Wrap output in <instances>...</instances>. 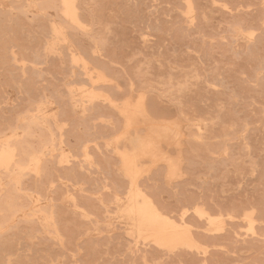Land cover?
Here are the masks:
<instances>
[{
	"label": "rangeland",
	"instance_id": "374dc122",
	"mask_svg": "<svg viewBox=\"0 0 264 264\" xmlns=\"http://www.w3.org/2000/svg\"><path fill=\"white\" fill-rule=\"evenodd\" d=\"M44 1L0 0V264H264V0Z\"/></svg>",
	"mask_w": 264,
	"mask_h": 264
},
{
	"label": "bare ground",
	"instance_id": "6f19581e",
	"mask_svg": "<svg viewBox=\"0 0 264 264\" xmlns=\"http://www.w3.org/2000/svg\"><path fill=\"white\" fill-rule=\"evenodd\" d=\"M43 1H44V0H43ZM49 1H50V0H48V2H49ZM54 1H55V0H54ZM57 1H58V4H59V0H57ZM78 1H79V0H78ZM101 1H102V0H101ZM39 2H40V1H39ZM44 2H45V1H44ZM44 2H43V3H44ZM46 2H47V1H46ZM46 2H45V3H46ZM51 3H52V2H51ZM77 3H78V2H77ZM82 3H83V2H82ZM82 3H81V4H82ZM85 3H86V2H85ZM48 4H49V3H48ZM48 4H45V5H48ZM83 5H84V4H83ZM86 5H87V4H86ZM40 6H41V3H40ZM42 6H43V8H44V5H42ZM48 6H49V5H48ZM48 6H47V7H48ZM51 6H52V5H51ZM56 6H57V4H56ZM59 6H60V4H59ZM52 7L55 8V4H54V6H52ZM48 8H49V7H48ZM57 8H58V7H56L55 9H56L57 12H58V9H57ZM59 8H61V7H59ZM77 8H78V7H77ZM84 8H85V6H84ZM84 8H83V9H84ZM44 9H45V8H44ZM46 9H47V8H46ZM81 9H82V7H81ZM90 10H91V9H90ZM87 11H88V10H87ZM92 11H93V10H92ZM82 12H83V14H84V13H85V10L82 11ZM82 12H81V13H82ZM77 13H79V12H77ZM89 13H90V12H89ZM85 15H86V14H85ZM90 15H91V13H90ZM77 16H78V15H77ZM59 17H61V16H59ZM79 18H80V17H79ZM79 18H78V19H79ZM62 19H63V18H62ZM87 19H88V18H87ZM90 19H92V17H91ZM64 20H66V19H64ZM79 20H80V19H79ZM80 21L84 22L83 19L80 20ZM85 21H86V23H87V20H86V19H85ZM88 21H89V20H88ZM92 21H93V20H92ZM90 22H91V20H90ZM88 23H89V22H88ZM71 25H72V24H71ZM91 25H92V24H91ZM72 26H73V27H72ZM72 26H71V27H72V28H71V31H72V29H75V28H74V25H72ZM90 28H92V26H91ZM79 30H80V29H79ZM83 30H84V29H83ZM83 30H82V32H83ZM67 31H68V29H67ZM72 33H73V32H72ZM86 33H87V32H86ZM66 34L69 35L68 32H67ZM73 34H74V33H73ZM71 35H72V34H71ZM71 35H70V36H71ZM71 37H72V36H71ZM71 39H72V38H70V40H71ZM71 41H74V40L72 39ZM76 41H77V40H76ZM76 41H75V42H76ZM75 42H74V43H75ZM78 42H79V41H77V44H79ZM65 48H66V47H65ZM83 55H84V54H83ZM80 56H81V55H80ZM83 57H85V56H83ZM104 78H105V77L103 76V80H104ZM129 101H130V100H129ZM131 101H132V100H131ZM121 107H124V106H121ZM127 107H128V106H127ZM131 108H132V107H131ZM116 110H117V109H116ZM131 110H133V109H131ZM135 110H136V109H135ZM143 110H144V109H143ZM136 117H137V116H136ZM136 119H137V118H136ZM128 121H129V119H128ZM130 123H131V122H130ZM1 124H2V123H1ZM10 124H11V123H10ZM131 124H132V123H131ZM136 125H137V124H136ZM136 125H135V126H136ZM4 127H5V126H4ZM127 127H128V126H127ZM147 127H148V126H147ZM2 128H3V127H2ZM11 128H12V127H11ZM11 128H10V129H11ZM124 128H125V127H124ZM155 128H156V127H155ZM3 129H4V128H3ZM120 129H121V128H120ZM122 129H123V128H122ZM125 129H126V128H125ZM127 129H128V128H127ZM140 129H141V128H140ZM145 129H146V128H145ZM152 129H153V128H152ZM7 130H8V129H7ZM7 130H6V131H7ZM146 130H148V129H146ZM150 130H151V129H150ZM131 131H132V130H131ZM142 131H143V130H142ZM3 132H5V131L3 130ZM28 132H29V131H28ZM121 132H122V131H121ZM139 132H140V131H139ZM147 132H149V130H148ZM159 132H160V131H159ZM119 133H120V131H119ZM137 133H138V132H137ZM0 134H2V133H0ZM26 134H27V133H26ZM28 134L30 135V132H29ZM165 134H166V133H165ZM24 135H25V134H24ZM125 135H126V134H125ZM125 135H124V136H125ZM133 135H134V134H133ZM142 135H143V134H142ZM21 136H22V138H23V135H22V134H21ZM27 136H28V135H27ZM119 136H120V135H119ZM136 136H137V135H136ZM139 136H140V135H139ZM164 136H165V135H164ZM140 137H141V136H140ZM167 137H168V136H166V138H167ZM11 138H12V137H11ZM22 138H21V139H22ZM133 138H134V137H133ZM133 138H132V139H133ZM151 138H152V137H151ZM162 138H163V137H162ZM12 139H13V138H12ZM19 139H20V138H19ZM19 139H17V140H19ZM118 139H119V138H118ZM153 139H154V138H153ZM167 139H168V138H167ZM14 140H15V139H14ZM116 140H117V139H116ZM124 140H125V139H124ZM154 140H155V139H154ZM158 140H159V138H158ZM156 141H157V140H156ZM161 141H162V139H161ZM165 141H166V140H165ZM7 142H10V140H8ZM167 142H168V141H167ZM1 143H2V142H1ZM12 143H13V140H12ZM17 143H19V141H17ZM22 143H24V142H22ZM22 143H19V144H22ZM25 143H26V142H25ZM155 143H156V142H155ZM168 143H170V142H168ZM14 144H15V143H13V145H14ZM19 144H18V145H19ZM157 144H158V143H157ZM157 144H156V145H157ZM10 145H12V144H10ZM26 145H29V144L26 143ZM132 145H133V144H132ZM15 148H16V147H15ZM26 148H27V147H26ZM22 150H24V149H22ZM127 150H129V149H127ZM25 151L27 152V150H25ZM31 151H32V150H31ZM125 152H126V151H125ZM17 153H18V152H17ZM20 153H21V152H20ZM30 153H31V152H30ZM33 153H34V151H33ZM129 153H130V151H129ZM14 154H15V153H14ZM21 154H22V153H21ZM24 154H25V153H24ZM28 154H29V153H28ZM28 154H27V155H28ZM130 154H131V153H130ZM27 155H25V156H27ZM29 155H30V154H29ZM29 155H28V156H29ZM31 155H32V156H30V157H33V156H34L33 154H31ZM119 155H120V154H119ZM18 157H19V155H18ZM18 157H16V158H18ZM30 157H29V158H30ZM120 157H121V156H120ZM145 158H146V157H145ZM160 158L162 159V156H161ZM14 159H15V158H14ZM120 159H121V158H120ZM138 159H139V158H138ZM140 159H141V158H140ZM154 159H155V158H154ZM4 160H5V159H4ZM27 160H29V159H27ZM134 160H135V159H134ZM158 160H159V159H158ZM164 160H165V159H164ZM170 160H171V159H170ZM13 161H14V160H13ZM171 161H172V160H171ZM174 162H175V161H174ZM15 163H17V162H15ZM15 163H14V164H15ZM18 163H20V162H18ZM24 163H26V162H24ZM120 163H121V162H120ZM139 163H140V162H139ZM164 163H165V162H164ZM10 164H11V163H10ZM165 164H167V163H165ZM42 165H43V164H42ZM120 165H121V164H120ZM12 166H13V164H12ZM12 166H11V167H12ZM166 166H167V165H166ZM8 167H9V166H8ZM11 167H10V168H11ZM39 167H41V166H39ZM2 168H3V167H2ZM166 168H167V167H166ZM43 169H44V168H43ZM43 169H42V170H43ZM141 169H142V168H141ZM2 170H3V169H2ZM8 170H9V169H8ZM42 170H41V168H40V171H42ZM119 170H120V169H119ZM10 171H11V170H10ZM44 171H45V172H44V174H45V173H46V168H45ZM27 172H28V171H27ZM27 172H26V173H27ZM174 172H175V171H174ZM1 173H2V172H1ZM5 173H6L5 176H6L7 174H9V172L7 173V171H6ZM22 174H25V172H22ZM40 174H41V173H40ZM40 174H39V175H40ZM42 174H43V173H42ZM42 174L40 175L41 177H42ZM1 175H4V174H1ZM124 175H125V174H124ZM173 175H175V174H173ZM55 176H56V175H55ZM58 176H59V175H58ZM131 176H132V175H131ZM139 176H140V175H139ZM6 177H7V176H6ZM46 177H47V176H46ZM56 177H57V176H56ZM36 178H37V177H36ZM1 179H2V178H1ZM128 180H129V179H128ZM38 181H40V180H38ZM47 181H48V180H47ZM3 182H4V180H3ZM7 182H8V181H7ZM12 182H13V181H12ZM15 182H16V181H15ZM19 182H22V181H19ZM137 182H138V181H137ZM4 183H5V182H4ZM10 184H12V183H10ZM14 184H15V183H14ZM40 184H41V183H40ZM43 185H44V184H43ZM138 185H139V184H138ZM11 186H12V185H11ZM37 186H38V185H37ZM37 186H36V188H37ZM41 186H42V184H41ZM41 186H40V187H41ZM7 187H8V185H7ZM7 187H6V188H7ZM12 187H13V186H12ZM21 187H22V186H21ZM6 188H4V189H6ZM10 188H11V187H10ZM14 188H15V187H14ZM41 188H42V187H41ZM135 188H136V187H135ZM1 189H2V187H1ZM129 189H130V188H129ZM2 190H3V189H2ZM8 190H9V189H8ZM13 190H14V189H13ZM19 190H21L20 187H19ZM37 190H38V188H37ZM41 190H42V189L38 190V192L41 191ZM142 190H143V188H142ZM3 191H4V190H3ZM5 191H6V190H5ZM11 191H12V190H11ZM42 191L44 192V190H42ZM144 191H146V190H144ZM139 192H140V191H139ZM146 192H147V191H146ZM10 193H11V192H10ZM20 193H21V192H20ZM20 193L17 192V196H18V194L20 195ZM39 193H40V192H39ZM143 193H144V192H143ZM2 194H3V192H2ZM4 194H5V192H4ZM11 194H13V193H11ZM147 194H148V193H147ZM5 195H6V194H5ZM21 195H23V194H21ZM21 195H20V196H21ZM145 195H146V194H145ZM148 195H149V194H148ZM2 196H3V195H2ZM2 196H0V197L2 198ZM8 196H9V191H8ZM14 196H15V194H14ZM39 196H40V195H39ZM146 196H147V195H146ZM5 197H6V196H5ZM5 197H4V199H5ZM9 197H10V196H9ZM9 197H8V199H9ZM128 197H129V196H128ZM138 197H139V196H138ZM1 198H0V199H1ZM19 198H20V197H19ZM147 198H150V197H147ZM15 199H17V197H15ZM21 199H22V197H21ZM23 199H24V197H23ZM39 199H40V198H39ZM135 199H136V198H135ZM151 199H152V197H151ZM12 200H13V199H12ZM24 200H25V199H24ZM152 200H154V199H152ZM4 201H5V200H4ZM22 201H23V200H22ZM22 201H21V202H22ZM25 201H26V200H25ZM28 201H29V200H28ZM28 201H27V202H23V203H24V204H25V203H28ZM149 201H150V200H149ZM149 201H148V202H149ZM13 202H15V200L12 201V203H13ZM152 202H154V201H152ZM2 203H3V198H2ZM15 203H17V202H15ZM15 203H14V204H15ZM18 203H19V202H18ZM70 203H71V202H70ZM128 203H129V205H130V202H128ZM128 203H126V205H127ZM138 203H139V202H138ZM154 203H155V202H154ZM0 204H1V200H0ZM24 204H23V205H24ZM144 204H145V203H144ZM149 204H150V203H149ZM4 205H5V204H4ZM7 205H9V204H7ZM10 205H11V204H10ZM10 205H9V206H10ZM12 205H13V204H12ZM12 205H11V206H12ZM39 205H40V204H39ZM39 205H38V206H39ZM53 205H55V204H53ZM70 205H71V204H70ZM2 206H3V205H1V207H2ZM13 206H14V205H13ZM21 206H22V205H21ZM57 206H58V205H57ZM130 206H131V205H130ZM139 206H140V205H139ZM158 206H159V205H158ZM1 207H0V208H1ZM5 207H7V206H5ZM16 207H19V206H16ZM44 207H45V206H44ZM154 207H155V206H154ZM154 207H153V208H154ZM3 208H4V207H3ZM3 208H2V209H3ZM23 208H25V207L23 206ZM39 208H40V207H39ZM42 208H43V207H42ZM46 208H47V207H46ZM46 208H45V210H44V209H43V210L46 211L47 209H49V208H47V209H46ZM53 208H54V206H53ZM55 208H56V206H55ZM57 208H58V207H57ZM57 208H56V209H57ZM59 208H60V206H59ZM153 208H152V209H153ZM157 208H158V207H157ZM2 209H1L0 211H2ZM36 209H37V208H36ZM36 209H35V210H36ZM158 209L160 210L161 208L159 207ZM35 210H33V211H35ZM43 210H42V211H43ZM143 210H144V209H143ZM145 210H146V209H145ZM3 211H4V209H3ZM5 211H6V209H5ZM7 211H8V210H7ZM15 211H16V210H15ZM38 211H39V210H38ZM38 211H37V212H38ZM52 211H54V210H52ZM57 211H58V210H57ZM140 211H141V210H140ZM13 212H14V210H13ZM35 212H36V211H35ZM47 212H48V210H47ZM141 212H143V211H141ZM151 212H152V211H151ZM156 212H157V211H156ZM2 213H4V212H2ZM2 213H1V215H2ZM9 213H10V212H9ZM45 213H46V212H45ZM56 213H57V212H56ZM60 213L62 214V212H60ZM7 214H8V213H7ZM11 214H12V212H11ZM27 214H28V213H27ZM151 214H152V213H151ZM1 215H0V216H1ZM4 215H5V214H4ZM41 215H42V214H40V216H41ZM53 215H54V213H53ZM55 215H56V214H55ZM127 215H128V214H127ZM129 215H130V213H129ZM5 216H6V215H5ZM5 216H4V217H5ZM42 216H43V215H42ZM42 216H41V217H42ZM59 216H60V215H59ZM61 216H62V215H61ZM1 217H2V216H1ZM9 217H10V215H9ZM131 217H132V216H131ZM131 217H130V218H131ZM153 217H154V216H153ZM166 217H167V216H166ZM217 217H218V216H217ZM2 218H3V217H2ZM130 218H129V219H130ZM253 218H254V217H253ZM253 218H249V219H252L251 221H254ZM4 219H5V218H4ZM29 219H30V218H29ZM34 219H35V218H34ZM58 219H59V217H58ZM153 219H154V218H153ZM167 219H168V217H167ZM19 220H20V219H18L17 221H19ZM22 220H23V219H22ZM30 220H31V219H30ZM53 220H54V219H53ZM0 221H1V220H0ZM24 221H26V220L24 219ZM28 221H29V220H28ZM28 221H27V222H28ZM166 221H167V220H166ZM175 221H176V220H175ZM15 222H16V221H15ZM20 222H21V221H20ZM55 222H56V220H55ZM58 222H59V221H58ZM58 222H57V223H58ZM177 222H178V221H177ZM186 222H187V221H186ZM216 222H217V221H216ZM218 222H219V221H218ZM23 223H24V222H23ZM34 223H35V222H34ZM50 223H51V222H50ZM132 223H133V222H132ZM138 223H139V222H138ZM175 223H176V222H175ZM211 223H212V222H211ZM211 223H209V224H211ZM221 223H222V222H221ZM13 224H14V223H12V225H13ZM17 224H19V223H17ZM64 224H65V223H64ZM133 224H134V223H133ZM215 224H216V223H215ZM215 224H214V225H215ZM9 225H10V224H9ZM14 225H15V224H14ZM32 225H33V224H32ZM134 225H135V224H134ZM164 225H165V224H159L160 227H162V226H164ZM191 225H192V224H191ZM216 225L219 226L218 223H217ZM222 225H223V223H222ZM254 225H255V224H254ZM254 225H253V226H254ZM16 226H18V225H16ZM19 226H20V225H19ZM26 226H27V225H26ZM26 226H25V227H26ZM30 226H31V225H30ZM61 226H62V224H61ZM63 226H64V225H63ZM65 226H66V225H65ZM67 226H68V225H67ZM139 226H140V225H139ZM210 226H211V225H210ZM9 227H10V226H9ZM13 227H14V226H13ZM32 227H34V226H32ZM32 227H31V228H32ZM35 227H36V226H35ZM40 227H41V226H40ZM43 227H44V226H43ZM56 227H57V226H56ZM135 227H137V226H135ZM191 227H192V226H191ZM15 228H16V227H15ZM27 228H28V227H27ZM29 228H30V227H29ZM29 228H28V229H29ZM44 228H45V227H44ZM60 228H62V227H60ZM69 228H70V227H69ZM137 228H139V227H137ZM211 228H212V227H211ZM214 228H215V227H214ZM7 229H9V228L7 227ZM41 229H42V228H41ZM135 229H136V228H135ZM143 229H144V228H143ZM183 229H184V228H183ZM185 229H186V228H185ZM217 229H218V227H217ZM219 229H220V228H219ZM254 229H255V228H254ZM14 230H15V229H14ZM33 230H34V229H33ZM33 230H32V231H33ZM36 230H38L37 227H36ZM36 230H34V231L36 232ZM52 230H53V229H52ZM52 230H51V231H52ZM61 230H64V228L61 229ZM68 230H70V229H68ZM141 230H142V229H140V230H138V231H141ZM159 230H160V229H159ZM159 230H157V231H159ZM186 230H188V229H186ZM213 230H214V229H213ZM3 231H4L5 233H9V234L12 233V230H11V232H8V231H10V230H8L7 232H6L5 230H3ZM16 231H17V233H19L18 230H16ZM16 231H15V232H16ZM26 231H27V230H26ZM49 231H50V229H49ZM65 231H66V230H65ZM138 231H137V232H138ZM143 231H144V230H143ZM160 231H161V230H160ZM190 231H192V229H191ZM211 231H212V229H211ZM216 231H217V230H216ZM13 232H14V231H13ZM15 232H14V233H15ZM27 232H28V231H27ZM29 232H30V231H29ZM37 232H39V230H38ZM141 232H142V231H141ZM146 232H148V231H146ZM154 232H155V231H154ZM31 233H32V232H31ZM42 233H43V232H42ZM53 233H54V232H53ZM67 233H68V232H67ZM67 233L65 232V234H67ZM139 233H140V232H139ZM143 233H144V232H143ZM151 233H152V232H151ZM188 233H189V231H188ZM3 234H4V233H2V235H3ZM12 234H13V233H12ZM19 234H20V233H19ZM137 234H138V233H137ZM147 234H148V233H147ZM192 234H193V232H192ZM27 235H28V234H27ZM31 235H32V234H31ZM35 235H36V234H35ZM61 235H62V234H61ZM63 235H64V234H63ZM68 235L70 236V234H68ZM6 236H7V235H6ZM6 236H3V237L6 238ZM9 236H10V235H9ZM12 236H13V235H12ZM12 236H11V237H12ZM14 236H15V235H14ZM24 236H25V235H24ZM136 236H137V235H136ZM136 236H135V237H136ZM138 236H139V235H138ZM15 237H18V235L15 236ZM63 237H64V236H63ZM67 237H68V236H67ZM65 238H66V237H65ZM65 238H63L64 241H65ZM136 238H137V237H136ZM151 239H152V238H151ZM195 239H196V238H195ZM8 240H9V239H8ZM10 240H12V239L10 238ZM56 240H57V239H56ZM142 240H143V239H142ZM145 240H146V239H145ZM197 240H198V239H197ZM29 241H30V239H29ZM151 241H152V240H151ZM191 241H192V240H191ZM0 242H1V240H0ZM2 242H3V241H2ZM62 242H63V241H62ZM182 242H183V241H182ZM4 243H6V242H4ZM4 243H3V244H4ZM7 243H8V242H7ZM9 243H10V242H9ZM9 243H8V245H4V246H9ZM192 243H193V242H192ZM195 243H197V242L194 241V244H195ZM198 244H200V243H198ZM10 245H12V244H10ZM62 245H63V244H62ZM177 245H178V244H177ZM28 247H29V246H28ZM162 247H163V246H162ZM167 247H168V246H167ZM167 247H166V248H167ZM202 247H203V246H202ZM6 248H7V247H6ZM168 248H169V247H168ZM2 249H3V248H2ZM171 249H172V248H171ZM189 249H190V248H189ZM197 249H198V248H197ZM162 250H163V249H162ZM195 250H196V249H195ZM204 250H205V249H204ZM204 250H203V251H204ZM0 251H1V250H0ZM2 251H3V250H2ZM7 251H10V248H9V250L7 249ZM196 251H197V250H196ZM5 252H6V251H5ZM201 252H202V251H201ZM7 253H8V252H7ZM4 255H5V254H4ZM3 258H5V257H3ZM0 259H2V257H1ZM0 262H1V261H0ZM19 262L21 263V260H19ZM16 264H17V263H16Z\"/></svg>",
	"mask_w": 264,
	"mask_h": 264
}]
</instances>
